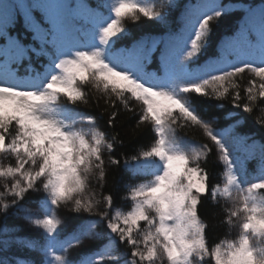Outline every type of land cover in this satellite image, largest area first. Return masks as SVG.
I'll use <instances>...</instances> for the list:
<instances>
[{
	"label": "snow or ice",
	"instance_id": "1",
	"mask_svg": "<svg viewBox=\"0 0 264 264\" xmlns=\"http://www.w3.org/2000/svg\"><path fill=\"white\" fill-rule=\"evenodd\" d=\"M175 6L0 0V232L13 246L40 247L42 264H264V143L238 130L239 109L254 119L264 111V5L247 8L238 34L196 68L189 65L228 8L204 0L184 11L174 31ZM18 15L30 43L8 32ZM143 20L165 34L135 37L131 29ZM126 38L131 43L121 45ZM154 52L159 67L151 72ZM91 99L103 102L108 125L122 113L137 117L133 132L147 131V143L131 155L119 152L120 136L79 111ZM258 123L264 128V118ZM214 150L217 172L207 160ZM257 154L260 167L246 169ZM108 166L127 170L126 210L114 207L111 189L103 191ZM208 201L223 202L219 223L235 230L234 238L209 239L200 214ZM61 206L70 213L64 219ZM21 213L43 230L42 246L8 230L7 217ZM98 242L103 246L90 256H69Z\"/></svg>",
	"mask_w": 264,
	"mask_h": 264
},
{
	"label": "trees",
	"instance_id": "2",
	"mask_svg": "<svg viewBox=\"0 0 264 264\" xmlns=\"http://www.w3.org/2000/svg\"><path fill=\"white\" fill-rule=\"evenodd\" d=\"M87 2L91 6L95 7L97 0H87ZM174 2L176 6L173 7L169 12L171 19L170 26L172 30L179 31L184 11L186 9L197 8L199 5L204 3V0H174ZM220 2L227 6L228 11L217 22L214 23L213 31L211 33V41L208 48L199 54V60L197 63H191L189 65L191 68H196L206 63L213 53H217L223 44L227 43L229 40H232L238 34L245 18V10L247 8L260 7L264 5V0H220ZM137 23L139 27H133L131 29L133 35L137 38L140 35L149 33L157 36L165 34L166 30L160 25L146 20ZM8 32L12 36H19L22 43H30L29 34L25 32L23 17L21 15H18L15 19V22L9 26ZM3 42L5 41L0 39V43ZM130 43L131 40L129 38L121 41V45ZM195 59L196 58L194 57L193 60ZM33 62H36L35 57H33ZM26 64L27 61H23L19 66V72L21 75L24 74V66ZM158 67L159 53L154 52L152 59L147 65V69L148 71L156 72ZM244 78L259 79L258 77H255L253 73H246ZM91 91L93 96L100 95V93H98L95 89H92ZM204 100L208 101L209 104L216 103L215 101L209 100L208 98H204ZM79 111L82 113H91L94 117H96L100 130L108 132L115 131V133H117L121 138V143L118 147V151L121 153L128 155L134 154L137 146L147 143L149 139L150 134L147 131H142L138 134L133 132L137 117L130 114L127 116V118H125V115L122 113L120 121L115 126L108 125L107 114L105 112L103 102H101L100 106H96L95 99H91L90 104L88 106H80ZM238 111L244 118L242 121V127L238 130L254 138L257 141V144L264 143V128H262L258 123V120L264 118V111L258 110L255 113V119L252 115L243 112V109H239ZM241 154L243 155V153ZM105 156H107V153ZM118 158L123 160L124 157L121 155ZM207 160L208 166L213 170V172L221 170L222 162H218V153L215 150L213 154L207 158ZM245 167L246 169H258L260 167L258 154L255 158L249 157L245 162ZM127 178L128 173L126 169L108 166L106 185L103 189L105 193L111 189L114 196V207L120 206L124 210L128 209L129 207V202L124 199V196L126 195L124 185L127 182ZM94 184L95 181H93V185ZM222 203L223 202H221V204H215L214 202L208 201L205 203L204 207L200 209L201 216L209 225L207 229V235L210 240H218L219 238H222L225 233H230L232 238L235 237V230L229 229L225 225L219 223L223 217V213L221 211ZM25 207L32 208L33 211H35L36 206L31 203H26ZM57 214L61 217V219H64L70 215V213H68L63 206H61V208L57 211ZM35 218L36 217L34 216L33 219ZM7 223L9 225L8 230L17 233L20 240L33 241L38 246H42L43 243H45V241L41 239L43 230L38 229L35 225H32L28 220L24 219L23 213L19 215L8 216ZM5 241L8 242L4 243ZM103 243H106V241ZM102 246V243L98 242L92 245L91 249H80L78 251L70 249L69 256L72 259L78 261V259L90 256ZM124 252L125 249L123 246H121L119 253L116 254L121 255ZM5 253L7 255H5ZM58 254L63 255L64 253L58 252ZM0 259L26 261L27 264H42V262L46 260V257L40 247H26L22 243H17L15 246H13L11 240H9L6 235L0 232ZM120 264H123V259H121Z\"/></svg>",
	"mask_w": 264,
	"mask_h": 264
},
{
	"label": "clouds",
	"instance_id": "3",
	"mask_svg": "<svg viewBox=\"0 0 264 264\" xmlns=\"http://www.w3.org/2000/svg\"><path fill=\"white\" fill-rule=\"evenodd\" d=\"M235 199V198H234Z\"/></svg>",
	"mask_w": 264,
	"mask_h": 264
}]
</instances>
